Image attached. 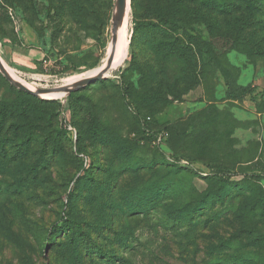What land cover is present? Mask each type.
Wrapping results in <instances>:
<instances>
[{
    "label": "rangeland",
    "instance_id": "rangeland-1",
    "mask_svg": "<svg viewBox=\"0 0 264 264\" xmlns=\"http://www.w3.org/2000/svg\"><path fill=\"white\" fill-rule=\"evenodd\" d=\"M69 1L0 0V57L31 87L67 84L109 57L115 0H98V14L110 13L107 23L89 16L82 26L60 14L61 3ZM253 3L216 22L196 23L197 32L219 52L233 85L255 87L251 94L228 97L223 76L199 60L186 34L163 37L143 29L135 41L136 61L121 74L129 66L131 9L123 53L109 80L75 90L82 109L75 118L68 95L20 90L0 71V101L15 109L0 130L5 144L0 146V264H264V3ZM138 5L140 15L149 16V1ZM130 85L134 94L144 89L155 95L151 107L141 111L153 130L174 123L190 133L192 120L198 123L197 134L179 147L172 131L171 143L181 154L198 152L199 160L188 159L186 165L197 174L186 169L175 174V190L168 189L158 208L148 212L131 211L121 194L155 175L148 165H160L162 152L175 157L171 148L139 140L142 164L123 172L121 162L112 160V146L88 129H103L110 140L140 137L131 93L123 96ZM63 109L82 133L79 155L68 140L61 152L52 149L55 139L48 131L60 123L55 114ZM203 161L231 168L238 182L250 180L248 190L227 192L231 187L226 186L223 202L210 199L214 204L200 209L195 227L173 228L168 208L194 206L219 189L215 180L204 178L215 168ZM88 165H93L92 179H78ZM65 223L82 225L83 235H72ZM95 246L113 259L98 254Z\"/></svg>",
    "mask_w": 264,
    "mask_h": 264
},
{
    "label": "trees",
    "instance_id": "trees-1",
    "mask_svg": "<svg viewBox=\"0 0 264 264\" xmlns=\"http://www.w3.org/2000/svg\"><path fill=\"white\" fill-rule=\"evenodd\" d=\"M151 5L148 9L149 16L143 17L140 15L139 10V0H131V15L132 22L134 24L133 33L130 39V54H129V66L125 68L121 74L125 73L126 70L132 66V64L136 61V51H135V41L137 35L143 29L150 30L153 34L162 35L163 37L168 36L170 34L180 35L186 34L189 36L191 45L196 46V50H194L195 55L199 57V60L204 65H209L215 71L223 76L227 89L226 93L228 97L236 98L241 94L245 93H254L255 87L250 85H233L231 82L227 70L221 65L219 59V52L212 47L211 42H207L203 35L197 32L198 28L196 26L197 20L208 18L211 21H218L221 16H224L227 13L232 11L239 10L241 8H251L254 7V0H148ZM259 2L264 3V0H258ZM60 9L62 10L60 14L63 15L66 20L74 24L83 25V23L87 20L89 16H95L96 18H100L103 22L107 23L110 18V13H105L102 15L98 14V0H71L69 2L61 3ZM176 37V36H175ZM178 38V37H176ZM167 50V49H166ZM173 51L166 53L169 56ZM171 56V55H170ZM121 71V69H120ZM154 73V71L152 72ZM155 75H157L155 73ZM109 79H103L100 83H105ZM113 82V80L111 81ZM162 84V82H161ZM130 85L126 87L124 90L123 96H127V94L131 93V99L133 106H131V111L133 112L134 118L140 123V133L138 139H130L126 137H122L120 135L117 136V139L110 140V135L103 129L98 130L93 128H88L89 132L95 130V136H98L100 141L107 140V142L112 146V160L113 162H121L120 170L123 172H134L139 168L142 164V160L137 159L138 155V141L142 139L152 140L155 133L161 131H168L169 137L166 140V145L171 148V152L175 157H183L187 158L191 161L199 160L196 158V153L192 154H181L177 152L175 148L172 147V131L175 133V137H178V147L182 140L189 138L190 136H195L197 134L198 123L194 118L189 126H192L194 129L188 133V128L180 129L177 124H169L162 127V129L153 130L149 121L142 117L141 111L142 109L151 107L150 102H152L153 95L149 91H145L144 89L137 94H134V90L131 89ZM162 88V87H161ZM20 93H24L20 91ZM172 91H170V94ZM155 94V93H154ZM76 91L71 92L68 95V99L70 100L69 110L72 111V117L75 118L78 114L82 113V109L79 108V102H76V98H78ZM124 97V98H125ZM54 101V100H53ZM15 109L8 108L4 102L0 101V130L2 126L5 124L7 119ZM209 110H206L207 113ZM70 112V111H69ZM70 114V113H69ZM59 115V124L57 126L52 127L51 131L48 133L53 134L55 142L52 146L53 151L55 150L61 152V144L68 140L71 143L77 145V154L83 153L81 140L82 133L77 130V127L74 125L75 122L69 119V124L72 125L76 129V137L74 138L72 132L67 128V124L63 121L61 113L55 114V116ZM147 130H152L153 134L148 135ZM27 130L24 135H26ZM27 139L29 136L26 137ZM195 143V141L193 140ZM106 144V143H105ZM108 144V145H109ZM3 145V146H2ZM0 146L4 147L5 144L0 142ZM162 155V162L160 165L156 167V164H149L151 169L154 170L155 175L145 182V184L137 185L132 188L127 189L121 194L122 201L125 203L127 208L131 211L137 210L140 208L144 209V212H148L149 209H153L157 206V204L162 200V197L166 194L168 189L175 190L174 181H172V177L175 174H178L181 170H187L192 174H197L193 169H189L186 166H183L179 163L172 162L167 159L164 153ZM204 164L209 166L211 169L215 168L212 174H207L204 178L209 180H215L220 186L216 191L215 196H210V194H205L200 200L197 201V204L192 206L182 205H173L171 208L167 209V214L170 220L173 222V228H177L179 224H188L191 227H195L200 209L209 206L211 207L215 200L213 199L210 204L209 200L216 197L217 202H223L226 191H223L226 186L231 187V189L227 192L233 190H248L247 183L250 180L236 181L232 179L231 168L213 164L210 162L203 161ZM83 164V163H82ZM91 166L83 167L78 175V179H92ZM160 173L159 175H157ZM155 177V178H154ZM74 180V179H73ZM246 183V185H245ZM101 191H104V188L101 187ZM224 192V193H222ZM213 194V193H212ZM210 196V197H209ZM143 206V207H142ZM158 206L156 207V209ZM64 211L67 213L68 205L64 206ZM67 220V219H66ZM65 220V221H66ZM68 226V231L71 232L72 235H75L76 231L83 235L82 225L78 223H71V225L65 223ZM57 225V224H56ZM55 225V226H56ZM73 226V227H72ZM85 239H88L86 236H82ZM95 250L101 256H104L108 260H112L113 256L109 255L105 251L100 250L97 246H95Z\"/></svg>",
    "mask_w": 264,
    "mask_h": 264
},
{
    "label": "water",
    "instance_id": "water-1",
    "mask_svg": "<svg viewBox=\"0 0 264 264\" xmlns=\"http://www.w3.org/2000/svg\"><path fill=\"white\" fill-rule=\"evenodd\" d=\"M128 9H131V0H115L114 9H113L114 12H112V20H113V36H112V39H113L114 43H116L118 40V31L124 23ZM111 66H112V58H109L107 65L105 67H103V66L99 67L97 72L90 74L89 76L85 77L84 79H82L80 81H77L76 83H74L69 88H66L65 90L68 92V95H69L71 92H73L77 89H80V88H82V87H84V86H86L92 82L108 78V77H106L105 74L111 68ZM0 71L3 73L5 78L11 84H13L15 87H17L20 90L32 92V93H35L38 95H42L43 93L53 92V91L58 90V88H56V87H51V88L38 87L35 90L28 88L22 82L16 80L8 72V70L4 67L1 60H0Z\"/></svg>",
    "mask_w": 264,
    "mask_h": 264
},
{
    "label": "bare ground",
    "instance_id": "bare-ground-1",
    "mask_svg": "<svg viewBox=\"0 0 264 264\" xmlns=\"http://www.w3.org/2000/svg\"><path fill=\"white\" fill-rule=\"evenodd\" d=\"M128 31V17H127V14H126V17H125V20H124V23L123 25L121 26V28L119 29L118 31V40L116 43L113 42L112 40V43H111V47H110V54H109V57L108 59L106 60V62H104L101 66L105 67L107 65V62L109 60V58H112V66L111 68L106 72V76L109 74L110 70L114 67V64L117 60V58L120 57V55L123 53L124 49H125V37H126V33ZM112 36H113V29H112ZM0 60L2 61V58L0 57ZM5 62V61H4ZM4 67L8 70V72L18 81L22 82L25 86H27L28 88L32 89V90H35L37 88H34V87H31L30 85H28L25 81H22L21 79L19 80L18 76L4 63ZM99 66V67H101ZM95 68L94 70L92 71H88V72H83L81 74H78L72 78H70L68 80V83L67 84H62V85H59V86H55L56 88H58V90L56 91H53V92H47V93H43L42 95L43 96H52V97H57V95H68V92L65 90L66 88H69L70 86H72L74 83H76L77 81H80L82 79H84L85 77L89 76L90 74H93L95 72L98 71V68ZM63 95V96H64ZM65 97V96H64ZM63 97V98H64Z\"/></svg>",
    "mask_w": 264,
    "mask_h": 264
},
{
    "label": "built area",
    "instance_id": "built-area-1",
    "mask_svg": "<svg viewBox=\"0 0 264 264\" xmlns=\"http://www.w3.org/2000/svg\"><path fill=\"white\" fill-rule=\"evenodd\" d=\"M61 116H62L63 121L67 124V128L72 132V135L75 138L76 137V129L68 123L69 122V119H68L69 118V110L63 109ZM147 134L152 135L153 131L147 130ZM168 137H169V132L164 130V131L155 133L151 141L153 142V144L158 145V146L166 145V140ZM167 159L172 161V162L179 163L181 165L184 164L183 166L191 164V162L188 159H176L175 157H171V156H167Z\"/></svg>",
    "mask_w": 264,
    "mask_h": 264
}]
</instances>
